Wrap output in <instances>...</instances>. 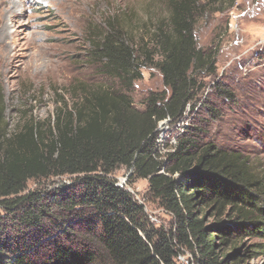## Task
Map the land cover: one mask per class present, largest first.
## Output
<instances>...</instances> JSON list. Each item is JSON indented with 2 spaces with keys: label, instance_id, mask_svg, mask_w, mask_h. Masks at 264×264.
I'll return each instance as SVG.
<instances>
[{
  "label": "trees",
  "instance_id": "obj_1",
  "mask_svg": "<svg viewBox=\"0 0 264 264\" xmlns=\"http://www.w3.org/2000/svg\"><path fill=\"white\" fill-rule=\"evenodd\" d=\"M198 3L171 0L170 32L155 36L154 66L169 97L149 96L140 112L126 95L93 92L77 118L57 117L48 135L37 125L8 139L2 133L0 264H176L179 249L193 264H240L264 254L263 244L241 249L243 238L264 241V172L240 153L199 146L192 137L179 140L165 163L154 151L158 122L193 109L195 74L215 71L213 55L197 49ZM99 51L118 77L141 78L137 69L129 72L134 52L124 41L106 36ZM120 168L147 180L151 196L173 216L174 231L146 233L144 208L107 177ZM61 176L74 177L73 186L10 198L30 181ZM71 220L90 234H72Z\"/></svg>",
  "mask_w": 264,
  "mask_h": 264
},
{
  "label": "rangeland",
  "instance_id": "obj_2",
  "mask_svg": "<svg viewBox=\"0 0 264 264\" xmlns=\"http://www.w3.org/2000/svg\"><path fill=\"white\" fill-rule=\"evenodd\" d=\"M2 1L0 27L6 21L9 33L0 67L1 137L4 132L8 139L33 125L48 135L57 117L66 118L71 112L77 118L79 107L87 108L93 92L126 95L140 112L149 96L169 97L154 65L160 61L155 36L170 32L171 0ZM11 1L14 8H8ZM198 6L193 20L197 49L213 55L215 71L195 74L193 109L183 117V134L175 133V143L171 138L163 146L155 143L157 160L165 163L179 140L192 137L199 146L211 143L240 153L264 172V0H199ZM109 35L133 49L129 72L135 76L137 69L140 79L130 83V76L118 77L106 67L99 47ZM6 139H0V151L5 150ZM107 177L124 183L121 188L144 208L147 234L174 231L173 216L151 196L147 180L125 168ZM72 179L30 181L26 190L10 198L53 194L72 187ZM209 212L205 211V218L212 224ZM78 222L69 223L74 226L72 234H90ZM261 244L263 240L247 237L241 240V249L253 251ZM179 251L176 264H193L188 252ZM240 264H264V254L249 255Z\"/></svg>",
  "mask_w": 264,
  "mask_h": 264
},
{
  "label": "built area",
  "instance_id": "obj_3",
  "mask_svg": "<svg viewBox=\"0 0 264 264\" xmlns=\"http://www.w3.org/2000/svg\"><path fill=\"white\" fill-rule=\"evenodd\" d=\"M190 106L188 105L186 108V111L178 118L176 119H172V118H165L162 121L158 122L157 124V128L154 132V140L156 145H164L166 140H169L171 138V140H173V142L175 143V133H181L183 134V131L185 129V124L183 121V117L185 116L186 112L189 111ZM170 140V141H171ZM171 143V142H169ZM124 183H120L118 182L116 184L117 187L121 188V186Z\"/></svg>",
  "mask_w": 264,
  "mask_h": 264
},
{
  "label": "bare ground",
  "instance_id": "obj_4",
  "mask_svg": "<svg viewBox=\"0 0 264 264\" xmlns=\"http://www.w3.org/2000/svg\"><path fill=\"white\" fill-rule=\"evenodd\" d=\"M0 6H2L4 4V2L2 0H0ZM16 4L14 2L11 1V4H8V8H14ZM6 6V4H5ZM4 8V7H3ZM4 11V10H3ZM9 31H8V25L6 23V21H2L1 22V27H0V44H2L3 48L2 50L0 49V64L2 67L3 65V62H4V56L6 57L7 55V52H6V48H5V45H6V42H5V38L7 37Z\"/></svg>",
  "mask_w": 264,
  "mask_h": 264
}]
</instances>
